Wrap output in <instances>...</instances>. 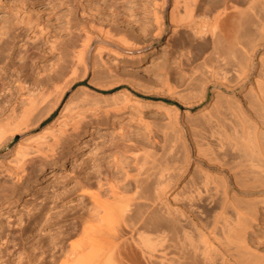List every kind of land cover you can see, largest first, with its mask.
I'll return each mask as SVG.
<instances>
[{"label":"rangeland","instance_id":"rangeland-1","mask_svg":"<svg viewBox=\"0 0 264 264\" xmlns=\"http://www.w3.org/2000/svg\"><path fill=\"white\" fill-rule=\"evenodd\" d=\"M212 1L220 3L225 0ZM212 1L200 0V6L198 5L199 8L197 7L196 12L202 13L203 8L206 7L204 6L206 2ZM153 2L154 0H0V32L3 30L7 32L0 35L4 36L0 41H5V44L0 42V55L3 57L8 54L11 61H8L9 67L20 70L22 77L25 76L27 80L40 77L45 81L55 75L62 82L66 78H73L74 75L77 78L73 86L77 84L86 85L87 91L90 93L87 96L98 109L96 115H86L82 119L80 127L75 131H70V134L68 133L69 135L63 138L64 141L58 147L54 162H45L39 158H34L27 163L26 173L22 176V180H19L20 182L17 181L20 189L12 195L9 191L11 196L6 195L9 190L8 186H10V182L16 181L6 172L1 173L4 170L2 167L8 149L6 145L0 146V170H2L0 172V250L5 244V237L6 240H9L8 237L18 235L16 234L18 230L14 229L19 227L17 222L22 223L20 226H23L27 223L25 221L28 220L27 217L31 215L33 210H37L33 208L34 203L35 206H40L46 200L42 197H49L52 192L55 195V192H60L58 190L65 191L66 188L70 190L68 187H72L73 184L75 187L71 189L73 193L68 192V194L66 191L68 195H63L62 202L59 199L56 200L57 206L50 211L64 210L66 206L73 205L77 202L75 196L80 198L78 193L87 190L95 191L98 200L100 199L103 204L105 202L106 205H104L110 206L114 211L111 203H115V201L117 203L119 201L117 196L121 195L120 192H125L121 189L127 187L124 186L123 181L126 182V179L129 181L131 177L140 176L138 169L140 170L141 167L137 165V169L135 164L139 156L136 157V155L142 154L143 157L147 152V154L156 153V156L160 158H162L161 156L165 157L166 164L172 162L173 167L172 165L166 166L170 167L168 170L172 176L176 174V176L174 175L176 179L173 176L176 182H169L171 187L166 196L170 193L173 194L174 191L177 192L179 196L175 194L178 199L174 201L175 205L178 208L181 206V209L179 208L180 213H185V221L180 220L183 217L175 216L176 219L179 217L176 221L174 220L175 214L167 213V216L155 204L150 206V212L154 211L155 213L153 212L154 215L151 213L152 216L148 218V223L158 226V228H156L157 226L154 227V232L161 228L171 227L179 234V237L181 236L178 237L179 241L181 239L179 245L174 246V241H168L171 245L169 246L170 256L172 250L174 252L175 249V255L172 253L173 258L187 252V255L183 254L181 258L178 257L184 263L189 262V260H191L190 263L195 261L197 264L204 263L205 261L201 259L202 256L199 254V249H197L194 257L191 253L188 254V251L190 252L188 244L184 247V244L181 243L190 238V242L194 240L192 241L194 242L193 245L200 244L199 247L203 249L202 235L206 236V239L208 237V240H211L209 244L216 247H207L211 255L214 254L211 249L215 248L214 252L216 251V253L219 249L222 251L217 240L211 238V231L219 232L220 236H218L222 239L223 220L227 217L228 220H225L228 226L234 225L239 220H244L247 226L246 236L248 239L264 238V95H262L264 92V57L259 59L257 55L260 53L258 54V51L252 55V58L241 55V70L236 67L237 73L239 71L241 73L237 74L234 69L227 70L230 73L224 72L222 75L210 72V70L209 72L208 70L203 71L206 73L198 71L199 73L197 72L194 80H192L187 75L190 74L194 64H197L194 62L202 60L203 53L209 50L207 47L209 37L207 34L196 35L182 26L181 28L177 27L176 32H178H174L176 34H172L168 23L167 7H165L167 5L164 4V9L158 10V13L163 11L165 15L164 29L161 34L156 35V38L155 34L153 35L155 32L152 17ZM247 4L248 7L251 6L248 8ZM263 6L264 0H257L256 2L254 0H241L242 15L247 11L245 16L249 14V18L253 15L254 17H251L255 18V22L257 21L256 17L261 15L259 12ZM250 8L251 13L248 11ZM255 13L258 16H255ZM252 19L249 20L253 25L251 28L256 32L252 29L251 41L253 43L251 46L256 41L260 42L259 44L256 42L254 46L264 53V35L261 36V33H258L256 29L259 27H255L257 22L253 23ZM3 45H6L7 48H4ZM97 47L99 48L97 49ZM199 53L201 54L199 55ZM59 75L62 78H59ZM223 75H225L224 78H222ZM3 81L4 79L0 75V85ZM255 82L257 83L255 84ZM213 92H218L216 97L214 96L216 99L211 97ZM218 103L228 108L218 107ZM215 105L220 108V112L223 113L224 111V115L220 113L219 119L216 120L217 117L213 121L212 118L208 117L209 119H207V115L209 116L212 110H216ZM222 109L224 110L222 111ZM55 113L56 110L41 124L47 122ZM209 120L211 123L207 122ZM233 132L241 134L239 136L241 138L236 137ZM253 136H256L254 139H257L255 140L257 142L254 141L255 149L252 146L255 145L252 141L254 140L252 139ZM16 138L18 135L14 136V140ZM238 139L241 143L238 142ZM102 156L101 162L99 160ZM63 158L65 162L61 165L59 163ZM141 162L137 161V164H141ZM96 167L98 168L96 169ZM171 168L174 171L176 169V172L173 173ZM111 171L112 174H110ZM135 171L137 175L134 174ZM84 175L85 177H83ZM10 178L13 180L11 181ZM112 183L114 186L121 184L115 188ZM253 183H257V186ZM77 184L81 187L78 188ZM98 184L101 186L99 187ZM22 188L28 189L29 200L24 201L23 198L27 196L21 194ZM254 188L257 190H253ZM129 190L126 193H131ZM113 191H119L117 192L119 195L114 192L117 195H114L115 198L112 196ZM221 191L223 192L220 193ZM53 193L47 199V203H52V205L54 204L52 201L54 200ZM32 195L36 197L33 198ZM224 195L226 196L224 197ZM32 198L35 201L32 202ZM82 199L83 197L80 200ZM84 201L87 200L83 199ZM223 201L228 203L226 202L224 205ZM31 202L32 204H30ZM89 204H86V208L87 206L90 207ZM15 205H18L19 209ZM45 208H43L44 211H46ZM158 208L160 209L159 212ZM232 208L234 209L232 210ZM50 211L44 213L43 216L41 213L39 218L42 219L39 220V224L36 219L30 221L27 224L29 226L26 225L28 231H25L27 233L23 237L28 234L31 236L33 232L36 233L35 228H40V222L44 221L45 218L43 217L49 215ZM63 212L68 214L66 218H70L58 224L45 226L44 231L46 232L48 228L47 234L50 232L52 234L54 230L49 229L51 227L52 229L60 228L61 224L62 228L59 230L65 229L63 232L71 231L72 233L70 236L67 235L66 242L74 243L79 240V234H77L78 230L72 229L74 219L71 218L70 214L73 211L68 208L67 211L64 210ZM101 212L99 213L102 214ZM217 216H219L218 219ZM172 217L174 219H171ZM42 222L41 224H43ZM101 224L103 226H100L99 230L101 232L102 229L107 231V226H104L105 223ZM14 231H16L15 234L11 235ZM27 239L32 241L31 237ZM14 240L18 241L19 239L15 238ZM187 240L186 243H190ZM256 240L254 239V241ZM261 240L263 241V239ZM20 241V245L23 243H26V247L29 245L27 240ZM12 243L10 239L8 245L11 246ZM67 243L65 245L68 247L65 246L64 249L69 248ZM256 245L259 246L257 242ZM180 246L181 249L177 250ZM217 248L218 250H216ZM185 250L187 251L185 252ZM197 252L201 260L196 257ZM182 256L186 259L184 260ZM192 256L193 259H190ZM202 260L203 262H201ZM140 261H142L141 264H147L141 256Z\"/></svg>","mask_w":264,"mask_h":264},{"label":"bare ground","instance_id":"bare-ground-1","mask_svg":"<svg viewBox=\"0 0 264 264\" xmlns=\"http://www.w3.org/2000/svg\"><path fill=\"white\" fill-rule=\"evenodd\" d=\"M199 1L200 0H154V2H153L154 10L152 9V11H153L152 17H153V22L155 24V26H154L155 32L153 31L154 32L153 35L155 34L154 36L161 34V31L164 29L165 15H164L163 11L162 12L159 11L161 13H158V10H161V8L164 9L163 7L165 5H167L165 7H167L168 23L170 25V28H171L170 32H172V34H176L178 32V31L176 32V30L178 28H181V26H182V27L187 28L188 29L187 31H191L192 33H194L196 35H205V34L208 35L209 45L207 47L209 48V50L205 51L206 50V48H205V50H204L205 52L203 53V57H202L203 59L200 60L199 62H194L197 64H194L195 66L191 70L190 74L187 75V76H189V78L194 80L193 78L196 76V73L198 71L203 72L206 70H208V72L210 70V72H214L217 74L220 73L222 75V74H224V72H227V70H233L234 69V71L236 70L235 72L237 73L238 69L241 70V55L252 58V55H254V53L256 51H258V54L260 53L259 55H257L258 58L263 59V57H264L263 51L260 52V49L259 48L257 49V47L254 46V44H256V42H258V41H256L253 44V46H251V44L253 43L251 41V36L253 34L252 32L254 29L251 28L253 25H252V22H250V21L254 16L250 14L253 17L250 16L251 19H249L250 17L248 18V16H249L248 13H247L248 15L245 16V13L247 11L244 12V14L242 15L243 10H241V0H225V1H222L220 3H218V1L215 2V1L211 0L212 2H206L207 5L206 4L204 5L206 7L203 8L202 13H200V14L197 13L198 11L196 12L198 5L200 6ZM256 1L254 0V2H256ZM252 2H251V5L253 4ZM251 5H249V7ZM257 5H258V3H257ZM247 7H248V4H247ZM260 9H259L260 12L257 10V12H259V15L261 13L260 16H258V14L256 15V13L254 14L255 16H258V17H256L257 21H255L257 23L254 22L255 18H253L252 20H253V23H255V27L256 28L259 27V29L257 28L256 30L258 31V33L260 32L261 36H262V35H264V32H263L264 31L263 30L264 29V6L261 7ZM250 10H251V8L248 10L251 13ZM196 18H198V19H196ZM5 32L6 31H4V30H3V32L1 31L0 35L1 34L4 35ZM174 32H176V33H174ZM254 32H256V31L254 30ZM2 37H4V36H0V39ZM156 38H157V36H156ZM0 42H2V41H0ZM259 43L260 42H258V44ZM2 44H5V41H3ZM3 47L7 48L6 45H3ZM98 48L99 47H97V49ZM200 54L201 53H199V55ZM1 56L2 55H0V75L4 79V81L0 85V146L6 145L8 151H7L6 159H4L5 161L3 160L4 165L2 167V170H3V168H4V170L3 171L0 170V172L1 171H2L1 173L6 172L8 176H11L16 181V182H10L9 183L10 186H8L9 190H8V192L6 191L7 193L5 192L7 195V194H9V191H10V194L12 195V193H17L18 189H20L19 188L20 185L17 181L22 180V176H24V173H26L27 163L30 160H34V158H39L41 161H45V162H54V158L57 157L56 154H57L58 147H59V145H61L60 143L64 141L63 138L65 136L69 135L70 131H72V130L75 131L78 127H80L79 125H80L82 119H84L86 117V115H90V114L96 115L98 112L97 111L98 109H96V107L94 106L95 103L93 105V101L90 99V97L87 96L89 92L87 91L88 87L86 85L77 84V85L73 86V83H74L75 79L77 78V77L75 78L74 75H73V78L72 77L66 78V79L62 80V82H60V80H58V77L57 76L55 77V75H54V77L51 76L48 79L46 78L47 80H45V81L40 79V77L36 78V79L34 78L31 80H29V79L27 80L25 78V76L22 77L21 73L19 72L20 70L18 71L17 69H14V68L12 69L9 67L8 61H10V59H9L8 54L4 55L3 57H1ZM81 56H83V55H81ZM80 59H82V58H80ZM243 59H245V58H243ZM261 63H262V61H261ZM243 66H245V65H243ZM190 69H191V66H190ZM221 70H222V73H221ZM242 71H244V70H242ZM228 72H227V74H228ZM239 72L241 73V71H239ZM239 72L237 74H239ZM203 73H206V72H203ZM224 76L225 75H223L222 78H224ZM59 78H62V77H60V75H59ZM236 79L238 80L239 78H236ZM256 79H259V78H256ZM259 81H262V80H259ZM259 81H257V82H259ZM221 82H222V79H221ZM225 82L227 83V81H225ZM257 82H255V84ZM257 87L259 88L258 85H257ZM263 89H262V91H263ZM215 92H213V95L211 94L212 98H215L216 97L215 95H217V93H218V92L217 93H215ZM121 94L123 95V93H121ZM262 95H264V92L262 93ZM217 106L218 107L220 106L221 108L227 107V106H223V104L219 105V103ZM215 107H216V105H215ZM54 110H56V113L54 114V116H52L44 124H41V122L45 118H47ZM223 110L224 109H222V111ZM209 111H211V109ZM206 112H207V110H206ZM211 112H212L211 114L208 112V114H210V115L209 116L207 115V119L212 118L213 121L217 117L218 118L216 120L219 119V116H221L220 113L221 114L224 113V111H223V113L220 112V108H217V107H216V110L214 109V111L212 110ZM226 114H225V116H226ZM223 118H224V116H223ZM207 122L211 123L210 120ZM238 124H239V122H238ZM234 134H236V132ZM15 135H18V138H16L14 140ZM240 135L238 133V134H236V137H239ZM232 137H235V136H232ZM255 137L256 136H253L252 139H254ZM239 138H241V137H239ZM247 139L250 141L249 138H247ZM255 140H257V139L252 140L253 143ZM234 141H236V140H234ZM252 141H251V143H252ZM9 142H11V144H9ZM238 142H240V140ZM255 142H257V141H255ZM259 143H261V142H259ZM263 144H264V142H263ZM257 145H258V143H257ZM252 146L254 148V147H256V144L252 145ZM256 150H257V148H256ZM144 153H146V152H144ZM144 153H143V155H144ZM147 153L143 157L141 156L142 154L141 155L135 154L136 157L139 156V157H137V160L134 157L135 155L133 156L136 160V162H135V160L133 159L136 166L138 165L139 167H141L139 170L138 166H137V169L139 171L138 173L140 174V176L137 175L136 171H135L134 174H136L139 177L134 176L136 178L131 177L132 179L130 178L129 181H127V179H126V182L123 181L125 184V185L124 184L123 185L127 186V187L121 189V190H125L124 193L128 192L129 189H132V190H129V191H131V193L129 192V193L124 194V193L120 192L121 195H119V193H117V192L121 191L119 189H118L119 191H117V192H115V191L112 192V193L115 192L119 195V196H117V195H115V193L112 194V196H114V195L117 196V198L119 200L117 203H116V201H115V203L114 202L111 203V204H113V208H114L113 210L114 211H112L110 206H109L110 208L105 206L106 205L105 202H104V204H105L104 205L103 203H101L100 199L98 200V196H97L95 191L91 192V190H87V189L86 190L90 191V192L80 191V193H78V195H80V198H77V196H75L76 197L75 199L77 200V202H75L73 205H70L69 207L66 206L64 208V210H66V211L68 208H69V210L73 211L70 214L71 218L74 219V221L72 223V225H73L72 229L75 231L78 230L77 234H79V240L75 241L76 243L75 242L74 243H70V242L67 243L66 242V238H68L67 235L69 234V236H70L72 233H71V231L70 232H63V231H65V229L59 230L60 228H62L61 224H60V228L59 227L55 228L57 230L52 229V227H51V229H49V230H54V232H52V234H51V232H50V234L49 233L47 234L48 228H47L46 232L44 231L45 226H50L51 224H58L62 221H65L66 219L70 218V217L66 218V215H68V214L63 212L64 211L63 209H61V210L58 209V211L55 210L56 212L55 211L53 212V210L52 211H50V210L54 209L57 206L56 200L59 199V201H61V202L63 201V199H64L63 195L66 194V191H67V193L68 192L73 193V192H71V189H73L72 187H74V184H73L72 187H68V188H70V190L67 189L66 188L67 186H66V187H64V188H66L65 191L64 190L63 191L58 190L60 192H58V193L55 192V195L52 192L53 198H54V200H52L54 203L53 205H52V203H50L51 205L49 203H47L48 202L47 199L52 195V193L49 194L50 196L48 195L49 197H46V196L42 197V199H46L47 201L44 200L43 203L40 202L41 203L40 206H35V203L33 204V208L35 210L36 209L37 210L36 211L33 210L31 215H29L30 213L28 214L29 215V217H27L28 220L25 221L27 223L24 224L23 226H20V224H22V223L17 222V225L19 227L14 228V229L18 230L16 233L18 235L17 236L16 235L11 236V237H13L14 239L17 238L19 240L15 241L13 238L8 237V239L10 238L11 241L13 242L11 244V246H9L8 242H10V239L6 240V237H5V244L3 245V247L0 250L1 251L0 252V261L2 262L1 264H141L142 261H140V256L146 260L147 264H186V263L187 264H193V263H195L196 261L190 263L191 260H189V262L184 263L183 260L179 259V258H181V255H183V254L187 255V252H186L187 250H185L186 253H184L183 251H182L183 254L179 253L180 254L178 256L179 258L176 256H175V258H173L172 253H173V255H175L174 254L175 249L173 246L172 247L174 249V252L171 249L172 253L170 256V251H169L170 247L169 246H171V245L169 242L174 241L175 244H173V245L176 246V244L179 245V242L181 241V239H180V241L178 240L179 234L174 229H172L171 227H169V228L166 227V228L162 229L160 227L161 228V229L159 228L160 230L157 229L158 231L154 232L153 231L154 227H156L157 225L153 226L152 224L150 225V223H148V218L151 217L152 216L151 213L154 212V211L150 212V206H152L154 204L156 207H160V209H162L163 212H165V214L171 213V215H172V213H173V215L175 214L174 217L175 216L176 217L177 216L183 217V218L180 217L181 218L180 220H184V218H185L184 214L185 213L184 214L180 213L179 210L181 209L180 208L181 206L179 207L180 208L179 209L178 206L175 205L174 201L177 199L176 197L179 196V195H177V192L174 191L173 194L170 193L168 196H166L167 191L170 190V187H171L170 186L171 184L169 182H171V183L174 181L176 182V180H175L176 174H173V176L175 175L174 176L175 179H174V177L170 174L171 172L169 173L170 167L168 168L166 166V165H169V166L172 165V162H170V164H166L167 161H166L165 157L163 158V156H161L162 158H160V157L156 156L157 155L156 153H154V154L150 153V152H149L150 154H147ZM140 157H141V159L139 160ZM101 158L103 159V156L100 157L99 161H101ZM175 158H177V157H175ZM40 160H39V162H40ZM59 160H62V159H59ZM141 160H142V162H141ZM258 160H259V158H258ZM99 161H98V163H100ZM113 161H115V160H113ZM137 161L141 162V164L140 163L137 164ZM64 162H65V159L63 158V160L60 161L59 164L63 165ZM173 163H176V162H173ZM55 164H56V162H55ZM256 164H258V163H256ZM172 167H173V165H172ZM97 168L98 167H96V169ZM172 170L173 169L171 168V171ZM174 172H176V169H175V171L173 170V173ZM87 173H88V171H87ZM110 174H112V171ZM85 175L83 177H85ZM125 176H127L126 173H125ZM125 176H124V180H125ZM86 177H87V175H86ZM12 178H10L11 181L13 180ZM89 180H90V178H89ZM131 180H133V181H131ZM95 183H96V181H95ZM114 183H112L113 186H114ZM79 184H82V183H79ZM79 184H77L78 188L81 187V185H79ZM120 184L117 186L115 185L114 187L116 188V187L120 186ZM256 184H254V185H256ZM102 185H103V182H102ZM83 186H82V188H83ZM100 186L101 185H99V187ZM131 186H132V188H131ZM255 188L253 190H257ZM21 191H22L21 194H23V196H27L26 198H23L24 201L27 199L29 200L30 196L28 195L29 194L28 189L22 188L20 190V192ZM97 192H98V190H97ZM222 192L223 191H221L220 193H222ZM10 194H9V196H11ZM68 194H66L65 196H67ZM129 194H131V195H129ZM62 196H63V198H62ZM115 196H114V198H115ZM225 196L226 195H224V197ZM34 197H36V196H33V198ZM81 197H83V199L84 200L86 199L87 201H84L85 202L84 203L83 199L80 200ZM182 197H183V195H182ZM263 197H264V195H263ZM33 198L31 199L32 202H33V200L35 201V199H33ZM117 198H116V200H117ZM178 198H180V197H178ZM188 198H190V197H188ZM42 199H41V201H43ZM71 199H73V198H71ZM245 199H246V197H245ZM259 199H257V200H259ZM110 201H111V199L109 200V203H110ZM32 202L30 204H32ZM45 202H46V206L48 207L47 209L45 208L46 207ZM49 202H50V199H49ZM86 202L90 203L89 204L90 207L87 206V208H86V204H87ZM176 202H178V201H176ZM226 202L227 201H225V203H224V201H223V204L225 205ZM220 203H219V205H220ZM114 205H115V207H114ZM15 206H18V205H15ZM43 208H45L46 211H44ZM77 208L80 209L81 212H80V210L78 211ZM17 209H19V206L17 207ZM31 209H32V207H31ZM82 209H84V210H82ZM160 209L159 208L157 209L158 212ZM233 209L234 208H232V210ZM100 210H103V211L101 212ZM151 210H152V207H151ZM30 211H32V210H30ZM48 211H50L51 213H49V215L43 217L45 219L43 222L41 221L43 224H41V222H40V225H41L40 228L39 227L35 228V231L37 230V232L36 233L33 232L31 234V236H30V234H28L27 236L23 237V235L27 233V232L25 233V231L27 230L26 227L29 226L27 224L30 221L35 220V219H36L37 223L39 224V220L42 219V218L41 219L39 218L41 216V213L43 216V214L48 213ZM99 212H101L102 214H100ZM158 212H157V214H158ZM217 212H218V210H217ZM154 213H153V215H154ZM213 213H214V211H213ZM225 213H226V211H225ZM168 214H167V216H168ZM171 215H170V217H171ZM160 216H162V215H160ZM198 216H200V215H198ZM234 216H235V214H234ZM236 216H237V214H236ZM245 216H246V214H245ZM176 217H175V219L173 217L171 219L178 221L177 219L179 217L177 219H176ZM218 217L219 216H217V219H218ZM239 217H240V215H239ZM227 218H225V219H227ZM225 219L224 220L221 219L224 221V223H223L224 228L221 229L222 230L221 235L223 237L222 239H221V237H219L220 236L219 232H218L219 233L218 234L217 232H215V230L211 231V233H212L211 238L214 240H217V243H219V245L222 247V251H220V249L218 250V248H217L216 249V250H218L217 253H216V251L214 252V249L216 247L213 244L210 245L209 243H211L210 242L211 240L209 241L208 237L206 239L205 238L206 236L202 235L201 237H203V238L201 240L203 241L202 242L203 247H204L203 249H202V247H199L200 244H196L198 246H196L194 244L195 245L194 246L193 245L194 242H192L194 240H192L190 242V240H191L190 238H188L189 240L185 239L184 240L185 242L184 241L181 242L184 244V247H186L187 244L190 247L189 248L190 252L188 251V254L191 253L194 256L197 249H199V254L202 256L201 259H203L205 262H207L206 264H264V242H263L264 238H260V239L254 238L255 240L257 239L256 241H254L253 238L248 239V236H246L247 235V231H246L247 226H246V223L244 222V220H241L243 222L242 224L240 223L241 221L239 220V222L236 221L237 223H235L234 225L228 226L227 221ZM235 219H236V217H235ZM97 221L99 222V224ZM104 221H106V222H104ZM223 221H221V222H223ZM199 222H201V221H199ZM215 222H216V220H215ZM101 223H105L104 226H107V231L102 229L103 231L101 232V230H99L100 226H103V224H101ZM232 223H234V222H232ZM63 225H64V223H63ZM158 225L160 226V224H158ZM156 228H158V226ZM42 230H43V232H42ZM178 231L180 232V230H178ZM15 232L16 231H14V233L11 235H14ZM104 232L106 234H103L104 235L103 236L102 233H104ZM60 234H62V235H60ZM99 235H100V237H98ZM35 236H37V237L35 238ZM207 236H209V235H207ZM30 237H31L32 241H29L27 239ZM261 239H263V241ZM20 240L29 241V245H27V247H26L25 246L26 243H23V241H22L23 244L20 245L21 244V243L19 244V242H21ZM186 240H187V242L189 241L190 243H186ZM65 242L69 245V248L64 249V247L67 246V245H65L66 244ZM256 242H257V244H259V246L256 245ZM15 245H17V246H15ZM213 246L215 248L213 250L211 249V251H213L214 254L211 255L209 253V251L207 250V247L213 248ZM178 249H181V246L179 248H177V250ZM178 252H180V251H178ZM197 254H198V252H197ZM199 254L196 257H198L200 259ZM193 256L190 259H193ZM182 258H183V256H182ZM185 259H186V257H185ZM195 260H196V258H195ZM203 260L201 262H203ZM204 263H201V264H204ZM195 264H197V262ZM198 264H200V263H198Z\"/></svg>","mask_w":264,"mask_h":264}]
</instances>
